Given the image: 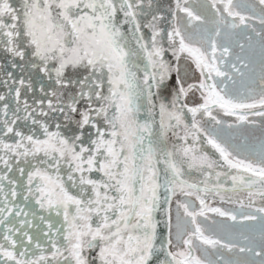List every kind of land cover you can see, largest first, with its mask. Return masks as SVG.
Segmentation results:
<instances>
[{
  "label": "snow or ice",
  "instance_id": "1",
  "mask_svg": "<svg viewBox=\"0 0 264 264\" xmlns=\"http://www.w3.org/2000/svg\"><path fill=\"white\" fill-rule=\"evenodd\" d=\"M0 88V264H264V0H0Z\"/></svg>",
  "mask_w": 264,
  "mask_h": 264
},
{
  "label": "flooded vegetation",
  "instance_id": "2",
  "mask_svg": "<svg viewBox=\"0 0 264 264\" xmlns=\"http://www.w3.org/2000/svg\"><path fill=\"white\" fill-rule=\"evenodd\" d=\"M18 203H20L21 204V207H24L25 210L29 211L30 213H31V211H35L37 213V215L42 214L40 212L38 206H36L34 204H32V205L25 204V203L22 202V199ZM44 215H45V213H44ZM31 218L32 217L29 216V219H31ZM38 223H39V220L38 219L34 220V227L32 229H29V231L34 233L35 232V224H38Z\"/></svg>",
  "mask_w": 264,
  "mask_h": 264
},
{
  "label": "water",
  "instance_id": "3",
  "mask_svg": "<svg viewBox=\"0 0 264 264\" xmlns=\"http://www.w3.org/2000/svg\"><path fill=\"white\" fill-rule=\"evenodd\" d=\"M160 2L162 3V4H168V3H170L171 2V0H160ZM2 91H4V89H2V88H0V92H2ZM17 203H18V201H17ZM45 215H47L46 213H45Z\"/></svg>",
  "mask_w": 264,
  "mask_h": 264
},
{
  "label": "rangeland",
  "instance_id": "4",
  "mask_svg": "<svg viewBox=\"0 0 264 264\" xmlns=\"http://www.w3.org/2000/svg\"><path fill=\"white\" fill-rule=\"evenodd\" d=\"M217 219H219V218H217Z\"/></svg>",
  "mask_w": 264,
  "mask_h": 264
}]
</instances>
